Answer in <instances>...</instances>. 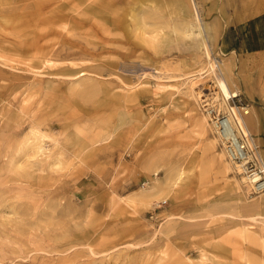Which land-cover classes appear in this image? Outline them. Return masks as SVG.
<instances>
[{
  "label": "rangeland",
  "instance_id": "rangeland-1",
  "mask_svg": "<svg viewBox=\"0 0 264 264\" xmlns=\"http://www.w3.org/2000/svg\"><path fill=\"white\" fill-rule=\"evenodd\" d=\"M98 1L0 0V264H264V0Z\"/></svg>",
  "mask_w": 264,
  "mask_h": 264
},
{
  "label": "bare ground",
  "instance_id": "bare-ground-1",
  "mask_svg": "<svg viewBox=\"0 0 264 264\" xmlns=\"http://www.w3.org/2000/svg\"><path fill=\"white\" fill-rule=\"evenodd\" d=\"M97 2H99V1L97 0ZM207 56H209V55L207 54ZM210 66L213 69V66H215V64L212 63V64H210ZM223 85L224 84H222L221 82L216 83L218 91H213L214 89H213L212 85H209L207 89L212 91V93H208V94H211V98L213 99V101H215V100L217 101V100H219L218 97H221L222 98L221 103L224 104L225 99L228 97L234 96L236 94V92L227 91ZM208 94H205V95H208ZM221 103H220V105H221ZM231 109H232V111H231ZM233 111H234V109L230 108L229 113L227 115L218 117L216 120L214 119L213 124L215 126L219 125L218 132L221 134V137L225 141H227V140L230 141L233 149H236V150L241 149V147H242L241 143L242 142L240 141V137H243V141H245L248 148H253L252 144L250 143L251 137H250L249 133H247V132H249V129L247 127L248 125H246V122H244L245 120H243V119L240 120L236 116L235 111L234 112ZM245 135L247 136V138H244ZM181 177H183V176H181ZM253 180L255 181L256 179H253ZM150 188H151V186H148L147 192H143V193H146L145 195L148 198L155 196V194H157V192L151 190Z\"/></svg>",
  "mask_w": 264,
  "mask_h": 264
},
{
  "label": "built area",
  "instance_id": "built-area-1",
  "mask_svg": "<svg viewBox=\"0 0 264 264\" xmlns=\"http://www.w3.org/2000/svg\"><path fill=\"white\" fill-rule=\"evenodd\" d=\"M244 138H247L245 135ZM226 153L230 160L234 161L239 165L243 171L247 182L250 185L251 191L255 194L264 191V163L254 148H248L243 137H240L241 149H233L229 140L225 141ZM253 179H256L255 181Z\"/></svg>",
  "mask_w": 264,
  "mask_h": 264
}]
</instances>
